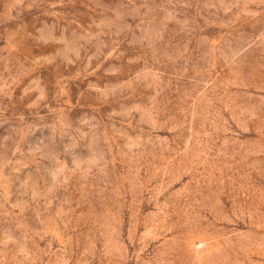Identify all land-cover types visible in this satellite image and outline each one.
I'll return each instance as SVG.
<instances>
[{
    "label": "rangeland",
    "instance_id": "obj_1",
    "mask_svg": "<svg viewBox=\"0 0 264 264\" xmlns=\"http://www.w3.org/2000/svg\"><path fill=\"white\" fill-rule=\"evenodd\" d=\"M0 264H264V0H0Z\"/></svg>",
    "mask_w": 264,
    "mask_h": 264
}]
</instances>
